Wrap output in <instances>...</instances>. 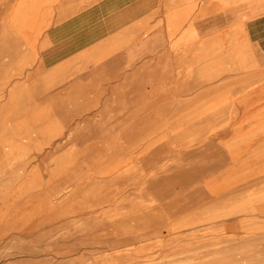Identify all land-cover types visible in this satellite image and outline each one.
<instances>
[{"label": "rangeland", "instance_id": "374dc122", "mask_svg": "<svg viewBox=\"0 0 264 264\" xmlns=\"http://www.w3.org/2000/svg\"><path fill=\"white\" fill-rule=\"evenodd\" d=\"M26 3L0 0V264H264V145L232 152L239 122L264 125V32L173 33L164 63L66 76L79 95L29 85L17 107L41 48L4 25Z\"/></svg>", "mask_w": 264, "mask_h": 264}, {"label": "crops", "instance_id": "0c3cea01", "mask_svg": "<svg viewBox=\"0 0 264 264\" xmlns=\"http://www.w3.org/2000/svg\"><path fill=\"white\" fill-rule=\"evenodd\" d=\"M19 1L26 3L28 0ZM33 1L26 4L31 9L34 5L39 6L34 13L29 10L27 15H23V21H17L19 15H16L13 22L4 25L14 32H38L36 39L32 40V50L36 47L35 42L36 45L40 43L41 48L31 75L25 81L16 83L13 94L16 95L17 107H24L19 95H26L29 85L32 95L38 91L48 95L49 90L54 97L79 95L72 91L73 88L83 89L78 80L74 81L77 82L74 87L64 88L66 76L71 75L74 78L81 71H86L90 72L88 79L95 82L99 78L97 75L100 73L101 64L104 65L103 76L108 79L105 72L112 75L113 70H116L113 65H121L120 71L127 72L129 66L141 64L135 68L140 73L144 63H164V60L155 58V55L160 56L158 49L167 46L165 41L175 44L176 41L172 40L173 33H194L195 40L192 42L195 45H191L192 42L189 41L184 42V46L198 47L217 41L229 32H246L250 42L255 45L252 34L257 31L264 32V0ZM257 25H262V28H257ZM161 33L170 34L171 39L165 40ZM145 48H152L154 52L151 56L144 55ZM156 59L157 62L154 61ZM153 66L156 70L152 72L156 74L151 79H159L158 68ZM23 69L27 71L28 66ZM52 101L53 97L46 98L41 107L55 106L49 103ZM60 101L64 104L63 97ZM240 124L241 122L235 132L238 137H234L235 140L232 141V152L237 154L233 157L244 161L259 158L260 156L251 157L245 154L256 152L264 145V130L260 133L256 130L264 128V125ZM247 127L248 130H242ZM256 134L262 137L256 139ZM260 152L264 153V150L258 153Z\"/></svg>", "mask_w": 264, "mask_h": 264}, {"label": "bare ground", "instance_id": "6f19581e", "mask_svg": "<svg viewBox=\"0 0 264 264\" xmlns=\"http://www.w3.org/2000/svg\"><path fill=\"white\" fill-rule=\"evenodd\" d=\"M24 7H25V4H24ZM207 77V76H206Z\"/></svg>", "mask_w": 264, "mask_h": 264}]
</instances>
